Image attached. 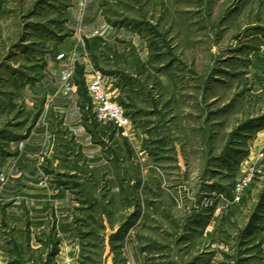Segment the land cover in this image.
<instances>
[{"label":"rangeland","instance_id":"1","mask_svg":"<svg viewBox=\"0 0 264 264\" xmlns=\"http://www.w3.org/2000/svg\"><path fill=\"white\" fill-rule=\"evenodd\" d=\"M4 194L0 236L8 205L49 211L18 264H264V0H0Z\"/></svg>","mask_w":264,"mask_h":264},{"label":"crops","instance_id":"2","mask_svg":"<svg viewBox=\"0 0 264 264\" xmlns=\"http://www.w3.org/2000/svg\"><path fill=\"white\" fill-rule=\"evenodd\" d=\"M71 81L74 84V80L72 79ZM71 91H73V94L77 92V89L74 87V85L72 86ZM76 105H77V102L75 106H73V108H71L70 110H66L65 112L66 124L70 126V131L73 132L76 137L82 136L83 138L84 134L87 135V133L85 132L83 125L79 122V120L81 119V115L80 113L77 112ZM72 118H75L77 120L76 123L73 122ZM84 138H85L84 141L89 140L87 136ZM81 144H84V143L81 142ZM47 153H48V150L45 152L44 149H40V147L38 146L32 147L31 145H27V147H25V150L22 151V155H24L25 158L31 162L30 166L34 165L33 162L35 160H36L35 162H37L40 155L47 156ZM35 164L38 165L37 163ZM61 194L63 198H69V196L66 195L65 191H63ZM17 198L18 197L16 196L4 194L2 195V198H0V200L4 202L7 200L8 201L16 200ZM37 202H38V199H37ZM16 204L17 202L12 203V205H8L5 208V211L3 214L5 218L4 225L6 226L7 222H9L12 225H9V227L11 226L10 228L4 227L1 230L2 235L0 236V264H18L17 255L21 254V256H23L22 254L25 253L24 248L26 247L29 249L30 253L39 251L41 245L38 242V236H39V233L44 228H46V222H48L47 220L49 216V211H47V209H44L40 206L32 204V206L29 207V209H27V212H26L27 214L23 216L24 214L23 211L18 210V209H13V206ZM24 222H26L25 228H27L25 231L26 232L25 235L27 237L26 244H23L22 241L18 240L19 234L20 235L23 234L25 230L24 227L22 226ZM57 230H58V240L60 241V247H62L64 246V244H66L65 242L69 238V232L68 230L66 231V229H64V226H62L60 223H58L57 225ZM8 233H11L14 235L12 239L8 238ZM66 237H67V240L65 239ZM74 245L75 243L72 244V246ZM60 255L57 258H59Z\"/></svg>","mask_w":264,"mask_h":264},{"label":"built area","instance_id":"3","mask_svg":"<svg viewBox=\"0 0 264 264\" xmlns=\"http://www.w3.org/2000/svg\"><path fill=\"white\" fill-rule=\"evenodd\" d=\"M88 92L93 102L95 116L100 123L125 126L127 115L124 108L112 99L105 75L94 72L88 83Z\"/></svg>","mask_w":264,"mask_h":264}]
</instances>
